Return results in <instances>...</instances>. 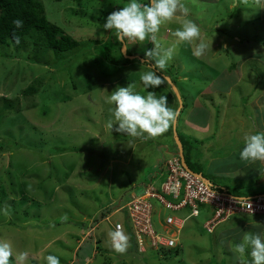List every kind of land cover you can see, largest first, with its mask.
<instances>
[{
  "label": "rangeland",
  "instance_id": "374dc122",
  "mask_svg": "<svg viewBox=\"0 0 264 264\" xmlns=\"http://www.w3.org/2000/svg\"><path fill=\"white\" fill-rule=\"evenodd\" d=\"M40 1L48 20L77 40L79 47L61 53L45 50L35 40L0 43V240L11 241L16 253L29 252L32 259L29 256L26 264H45L44 257L48 254L58 256L60 264H238L239 259H250L247 252L243 256L237 253L235 246L246 233L258 230L264 233V215H249V219L234 216L217 224L216 215L213 213L212 218L207 212L205 218L186 221L179 231L163 224L171 213L156 201L153 202L154 227L161 233L160 237L174 240L177 246L158 250L145 245V253L140 254L132 236L124 231L128 236L126 250L120 253L110 247L108 233L113 231L110 222L115 223L114 226L117 222L124 223L126 213L119 210L109 218V223L102 222V214L117 208L120 201L125 205L131 193L135 197L143 196L144 186L135 187L130 193L129 183L138 181L151 170H147L148 165L139 170L143 171L141 175L137 155L130 159L132 164L126 165L127 155L135 154L130 149L134 143L142 141L135 149L145 146L159 154L156 140L159 144L173 145L175 137L174 134L166 136L165 132L155 138L140 139L117 132L112 115L114 105L108 103V97L118 86L128 84L142 95L151 91L158 96L172 86L165 79L159 88L146 89L140 80L143 72L152 70L149 63H142L144 49L153 47L149 40L136 44L125 41L127 56L123 47L121 56L111 30L102 28L106 17L125 6L127 0ZM144 2L148 4L147 0ZM182 2L189 9L188 16L178 13L163 24L156 34V42L162 47L170 46L176 39L174 31L185 19H191L199 25L202 35L212 36L214 41V36L220 38L217 27L229 31L222 39L223 47L219 46L224 55L212 56L209 47L214 44L208 41L206 52L196 57L192 54L193 46L184 43L177 47L167 67L162 72L157 70L158 73L172 79L187 103L198 96L207 83L223 90L236 81L239 72L230 70L231 63L253 55L254 59L249 58L245 67L258 73L257 91L263 90L264 0ZM237 38L241 39L240 43ZM110 48L115 51L114 60L134 57L129 59L131 65L109 64L104 54ZM248 83L251 84L249 80L241 83V92L249 89ZM29 89L33 91L27 94ZM235 95L243 101L240 92L235 91ZM233 98L235 100V96ZM213 99L217 103L226 102L218 94ZM252 101L253 98L246 99L244 105L249 114H256L251 109ZM234 111L237 114L231 116H238L240 110ZM196 113L190 115L195 117ZM110 124H114L113 129ZM221 130L228 132L231 127L226 124ZM177 134L184 144V157L188 156L190 170L202 174L215 187H227L229 192L224 191L234 197L264 196V183L238 187L212 176L204 165L198 164L200 159L191 158L188 145L192 140L182 134L180 124ZM234 134L228 133L229 139L225 137L223 146L216 147L215 152L212 150L210 156L230 155L227 151H231L229 146L234 147L230 143V140L235 142ZM175 147L172 146L171 154L177 150V155L170 159L181 160L177 144ZM157 163L156 167H161L160 160ZM166 168L165 164L162 173ZM254 193L258 196L250 197ZM98 210L99 214L93 218ZM91 224L97 229L84 238ZM201 224L205 229L210 228V232L206 229L209 234L201 233ZM79 239L82 244H77ZM93 252L98 255L92 259Z\"/></svg>",
  "mask_w": 264,
  "mask_h": 264
},
{
  "label": "clouds",
  "instance_id": "9594fccd",
  "mask_svg": "<svg viewBox=\"0 0 264 264\" xmlns=\"http://www.w3.org/2000/svg\"><path fill=\"white\" fill-rule=\"evenodd\" d=\"M178 13L184 17L189 14V9L182 0H150L148 4H142L139 0H127L125 6L111 12L106 17V22L102 25L104 30H111L117 42L132 41L133 44H136L137 42H144L146 39L151 42L153 47L144 49L142 63H149L152 70L143 72L140 76V80L146 89L159 88L165 83V77L158 74L157 70L162 72L167 67L168 61L173 57L179 45L184 43L192 45V54L196 57L202 56L207 50L208 45L202 37L199 25L191 19H185L182 25L174 31L173 35L176 39L170 46L162 47L156 42V34L160 31L161 26L172 20ZM13 24L19 29L23 27L24 22L17 18L13 21ZM17 42H19V38H17ZM125 47H127L126 44ZM108 103L114 105L112 115L116 125L115 130L133 138L149 139L163 135L174 125L178 115L169 106L168 96H157L151 91L147 95H142L131 84H128L127 87L118 86L108 97ZM114 124H110L109 127L113 129ZM239 159L251 163L264 162V131L244 134L243 147L239 151ZM191 172L193 171L191 170ZM192 174L198 173L193 172ZM261 174L264 175V172L261 171ZM201 176L205 178L203 175ZM206 183L215 187L211 184V181ZM149 187L145 189L147 190ZM215 188L222 190L219 187ZM129 202L123 206L120 205L114 210L111 209L105 217H110V215L119 212V210H123L126 213L124 207ZM238 216L242 215H237L236 217ZM126 218L129 223L128 230L132 236V241L136 242L137 250L140 254L145 253V251H140L127 214ZM197 218L192 219L195 220ZM165 222L163 223L164 225H166ZM115 227L116 225L114 230L108 233L110 247L114 251L122 253L127 248L128 236L124 233L126 230L124 225L123 231L119 226L116 229ZM158 234L161 233L158 232ZM145 245L148 246L150 244L146 242ZM160 249H165V247ZM235 251L241 256L247 252L250 257L248 260L239 259L238 264H264V233H246L242 237L241 242L236 244ZM28 258L29 252L16 253L13 250L11 241L0 240V264H26ZM44 260L45 264H60V258L53 254H48L44 257Z\"/></svg>",
  "mask_w": 264,
  "mask_h": 264
},
{
  "label": "crops",
  "instance_id": "0c3cea01",
  "mask_svg": "<svg viewBox=\"0 0 264 264\" xmlns=\"http://www.w3.org/2000/svg\"><path fill=\"white\" fill-rule=\"evenodd\" d=\"M144 3L145 2L143 1L142 4ZM238 4L239 3L237 2V5ZM222 29L223 27H221L220 29L217 27V30L220 33V38H218L217 36H214L216 41L212 39V36L208 37L206 34L202 35L205 42L211 41L214 44V46L212 45V47H209V49L212 52V56H215L214 55L215 53L216 55L220 53L224 55V53L220 52V47L221 48L223 47V44L225 42L222 41V39L224 35L229 33V31L228 30L223 31ZM236 40L238 41V43H240L241 39L237 38ZM228 47H229L228 45H225L226 49H228ZM252 57L253 55H249L248 57H245L243 60H240L238 63H234V62L231 63L232 65L230 67V70L232 72H234L235 70L239 72L238 79L234 81L233 83H231L230 85H228L223 90L220 88L215 89L213 88V86H210L209 83H207L206 85H204L203 89L199 92L198 96L192 97V99L188 100L187 103L184 101L183 97L181 96L182 104L178 100L177 96L175 95L171 87L169 88L168 86V90L165 93H163L164 90L161 91L163 95L168 96L169 106L172 109H176L175 111L178 113L174 125L170 127V129L167 131L165 135L166 136L169 135L173 137L175 128L178 132V126L180 124L182 134L183 135L185 134L187 138L192 140V143L188 145V152L190 151L191 158L193 157L196 161L200 159V161H198V164L204 165L206 167V170L210 174H212V176H214L215 178L228 181L227 183L231 185H237L238 187H244V186L249 187L251 183H253L252 185H258V183H264V175L261 174V171L264 172V162L251 163V162H246V161H242L239 159V151L243 147L244 134L264 131V88L263 90L259 92L257 91V86H259L258 85L259 77H257L258 73L254 71V69H250V68L247 69L245 67L246 63H248L249 61V58H252ZM165 77L167 76L165 75ZM245 80H249L251 84L248 83L247 85L249 86V89H246L243 92H241L240 85ZM235 91L240 92V95L243 98L242 102L239 101V99H237L238 96L235 95ZM215 94H218L220 98L225 100L226 102L222 103V100H220L219 103L215 102V100L213 99ZM234 96H235V100L233 98ZM252 98H253V101L250 105H251V109H253V111H255L256 114L255 113L249 114L244 105L246 99H252ZM184 109L186 110L185 116H183L182 114ZM234 110H240L238 116H231V114L233 115L237 114V112H235ZM194 111H197L196 113L197 115L195 117H193V115L192 116L190 115ZM220 115H221V118H220ZM251 115L254 117H252ZM231 117H234L235 120H233V118ZM218 119L220 121V124L218 122ZM227 122H230V123H227ZM226 124L229 125V127H231V131L227 132V131L221 130L222 127L226 126ZM232 132L235 133L233 135V137L235 138V142L233 143L232 140H230V143L234 144V147L233 146L228 147L231 150V151H227V152H231L230 155H225V156L217 155L216 157L212 158V156H210V154L212 153V150L215 152L217 150L216 147L217 148L222 147L224 144L223 142H224L225 137L229 139V136L227 135L228 133H232ZM192 133L195 135H192ZM143 141H146V140H143ZM139 142H142V141H138L133 144L132 148L130 149V152H133V153L135 152V154L131 156V154L129 153L127 155L128 159L125 160L126 161L125 164L126 165L132 164L130 163V159H133L132 157H135V155H137L140 161L139 167L137 168L138 171L143 170L148 165H149V168L147 170L149 169L151 170H149V172L146 173L145 176L139 179L138 181L129 183L130 188H131L130 193L132 192L131 190L133 188L139 187L140 185L146 188L148 186H151L154 183L159 182L158 180L160 178V175L162 177L163 174L165 173V169L163 170V173L161 170L162 168L165 167V164H166L165 162L169 160L172 156L177 155V150L175 154H171L172 146L173 147L176 146L175 142H173V145H171L170 143L159 144L158 140H156V144H155L156 150L160 151L159 154L163 153L162 156L156 153V151H154L153 149H148L145 146H142L139 149H135L137 143ZM198 145H199V148H198ZM183 151H184V148H183ZM149 152H151L150 156H149ZM161 157L163 158V160L160 159ZM143 160L146 163H144ZM146 160H150V161H146ZM159 160H160L159 164H162V165L161 167L158 168L156 167V165H158L157 162ZM134 166L137 167L138 165H134ZM153 168L157 169V170L155 169L156 173L154 172L152 174V176H156V178H151V177L149 178V175L150 173H152ZM139 172L141 173V175H143V171H139ZM221 189L225 191L229 190L227 187H222ZM252 196H258V195L257 193H254L250 197ZM134 197H135L134 193H131L129 200H131ZM120 203L121 201L118 203L119 206L121 205ZM100 210L96 211V213L93 215V218L97 214H99ZM109 211H111V209L107 210L104 213V215L102 214V222L106 221L109 223L110 222L109 218L112 215L116 214L115 212L112 215H110V217H105ZM245 217L249 219V216H245ZM117 223H122V222H117ZM114 224L115 223L110 222V225L109 224L108 225L114 230ZM122 224L124 225L126 229L125 231H127V233L130 234V231L128 230L129 223L127 221L126 215H125L124 223ZM96 229H97V226L94 225V227L92 228V224H91L90 230L84 235V238L87 237L88 235L90 236V234L94 233ZM258 231L259 233H261V230H258ZM80 241L81 240L79 239L77 241V244L78 243L82 244L80 243ZM95 244L97 243L95 242ZM74 255H75V258L77 259L76 251ZM97 255H98V252L96 254L95 252H93V255H91L92 259L96 258ZM29 256L31 257V255ZM87 258L89 257L87 256L86 259ZM87 260H90V258Z\"/></svg>",
  "mask_w": 264,
  "mask_h": 264
},
{
  "label": "built area",
  "instance_id": "2783aa9c",
  "mask_svg": "<svg viewBox=\"0 0 264 264\" xmlns=\"http://www.w3.org/2000/svg\"><path fill=\"white\" fill-rule=\"evenodd\" d=\"M177 158L166 163V175L162 183L152 184L143 196L135 197L124 207L141 252L145 251L146 242L158 249L176 246L174 240L167 241L160 237L161 234L153 226L154 201L171 213L166 218V225L179 231L186 221L199 217L203 212H208L212 218L215 214L217 224L218 221H226L237 215H264V196L252 199L234 197L187 171ZM117 226L123 231L122 224Z\"/></svg>",
  "mask_w": 264,
  "mask_h": 264
},
{
  "label": "trees",
  "instance_id": "16d2710c",
  "mask_svg": "<svg viewBox=\"0 0 264 264\" xmlns=\"http://www.w3.org/2000/svg\"><path fill=\"white\" fill-rule=\"evenodd\" d=\"M39 1L40 0H0V43L2 45H9L12 42L18 43L17 38H19V42L35 40V42L38 44L40 43L41 47L45 50H55L61 53H66L77 49L79 47V42L65 34L59 26L48 20L45 7L40 3L41 1ZM55 1L60 2L62 0ZM143 1L144 0H141V2ZM147 2L149 3L150 0H147ZM17 18L23 20L24 24L22 28L17 29L13 24V21ZM117 44L120 46L121 53V48L125 42H117ZM113 54H115L114 49H106L104 55L109 64L115 66H128L131 64L129 59L123 61L114 60L112 58ZM128 55L130 54L128 53ZM121 56H123L122 53ZM32 91V89H29L26 93L28 94ZM182 145L184 148L183 143ZM187 157H185V161L188 165ZM155 171L156 170L153 169L149 178H156V176H152ZM165 174L166 172L162 177L160 175L158 180L159 183H162L165 180ZM200 217H204V214L202 213L195 220H198ZM200 229L201 233H208L202 224ZM178 253L179 252L177 251V254Z\"/></svg>",
  "mask_w": 264,
  "mask_h": 264
},
{
  "label": "water",
  "instance_id": "95a60500",
  "mask_svg": "<svg viewBox=\"0 0 264 264\" xmlns=\"http://www.w3.org/2000/svg\"><path fill=\"white\" fill-rule=\"evenodd\" d=\"M123 52H124V56H127L126 54H127V47H125V44L123 45ZM134 57H129V59L131 60V59H133ZM167 80H168V82H169V84H171V86H172V89H173V91H174V93H175V95L177 96V98H178V100L180 101V103L182 104V99H181V95H180V93H179V91H178V88L171 82V80L169 79V78H167ZM174 137H175V142H176V144H177V146H178V150H179V153H178V155H179V157L181 158V162H182V164H183V167L187 170V171H189L190 173H193V172H191V170L189 169V167L187 166V164H186V161H185V157H184V151H183V145H182V143H181V141H180V139H179V136H178V134H177V130H176V128H175V130H174ZM195 176H197V177H199V178H201L202 180H204V181H206V182H208L209 183V181L208 180H206L205 178H203L200 174H194Z\"/></svg>",
  "mask_w": 264,
  "mask_h": 264
}]
</instances>
